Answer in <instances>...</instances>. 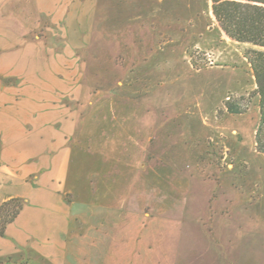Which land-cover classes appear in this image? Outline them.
Wrapping results in <instances>:
<instances>
[{
  "label": "rangeland",
  "instance_id": "rangeland-1",
  "mask_svg": "<svg viewBox=\"0 0 264 264\" xmlns=\"http://www.w3.org/2000/svg\"><path fill=\"white\" fill-rule=\"evenodd\" d=\"M3 35L0 87L26 101L33 137L59 114L43 130L72 154L61 264H264L256 47L225 38L209 0H0Z\"/></svg>",
  "mask_w": 264,
  "mask_h": 264
},
{
  "label": "crops",
  "instance_id": "crops-1",
  "mask_svg": "<svg viewBox=\"0 0 264 264\" xmlns=\"http://www.w3.org/2000/svg\"><path fill=\"white\" fill-rule=\"evenodd\" d=\"M6 38L0 36V48L7 45ZM228 59V53H224L221 60ZM12 69V63L0 51V75H5L0 83H8L5 73ZM10 90L5 85L3 89L0 87V206L12 198L22 199L25 205L5 236L0 235V264H61L69 246L59 230L69 227L70 217L76 212L73 209L76 203L70 196L75 180L70 171L72 154L69 151L61 154L59 135L55 138L54 132L43 130L46 124L60 123V115L55 119H34L35 123L30 125L36 135L33 137V131H28L26 101L14 99ZM101 196L107 198L109 194L105 192ZM128 211L133 213L132 217L123 216L115 209H101L99 219H116V224L130 222L132 228L150 229L153 219L150 211L145 217L138 215L140 209Z\"/></svg>",
  "mask_w": 264,
  "mask_h": 264
},
{
  "label": "trees",
  "instance_id": "trees-1",
  "mask_svg": "<svg viewBox=\"0 0 264 264\" xmlns=\"http://www.w3.org/2000/svg\"><path fill=\"white\" fill-rule=\"evenodd\" d=\"M211 15L225 38L251 44L256 49L246 51L257 85L255 94L259 99L260 122L256 129L255 144L264 156V0H209ZM228 112L241 114L246 109L239 103L226 102ZM25 202L12 198L0 206V235L21 214Z\"/></svg>",
  "mask_w": 264,
  "mask_h": 264
},
{
  "label": "built area",
  "instance_id": "built-area-1",
  "mask_svg": "<svg viewBox=\"0 0 264 264\" xmlns=\"http://www.w3.org/2000/svg\"><path fill=\"white\" fill-rule=\"evenodd\" d=\"M212 62V60H210Z\"/></svg>",
  "mask_w": 264,
  "mask_h": 264
}]
</instances>
